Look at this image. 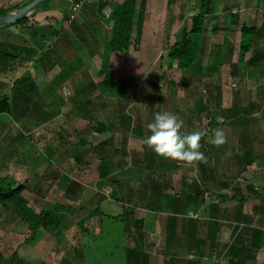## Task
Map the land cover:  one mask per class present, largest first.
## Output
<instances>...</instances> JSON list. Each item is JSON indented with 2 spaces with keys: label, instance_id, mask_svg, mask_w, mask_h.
I'll return each instance as SVG.
<instances>
[{
  "label": "rangeland",
  "instance_id": "1",
  "mask_svg": "<svg viewBox=\"0 0 264 264\" xmlns=\"http://www.w3.org/2000/svg\"><path fill=\"white\" fill-rule=\"evenodd\" d=\"M104 1L110 5L120 0H87L76 18L68 21V28L73 30V39L68 43L69 57L72 53L73 59L67 62L68 68L72 64L73 73H62L64 66L59 64L54 77L56 85L41 87L37 95L47 103L40 107V112L46 111L51 117L39 124L33 118L14 122L9 117L5 118L7 125L0 123V176L13 184H25L23 195L38 212L55 205L78 208L73 212L60 211L63 215L60 229L52 232L40 229L31 235L12 207H0V251L6 264H127L125 247L134 246L139 233L129 219L130 228L125 234L126 220L114 217L129 209H133V219H145L141 243L150 254L149 264H167L168 231L161 224L166 222V213H160L162 219H157L140 199L144 190H151L153 180L172 186L167 190L171 194L184 181H198L206 191L205 205L217 203L219 195L230 196L235 191L239 196H248L249 186L256 187L257 192L264 189V73L259 78L261 75L254 68L236 63L243 23L258 25L260 32L255 43L264 50V0H213L215 10L208 16L201 63L213 68L216 62L219 69L198 77L188 86L181 70L167 67V53L180 30H190L200 0H149L141 43H133L124 53L111 57L114 80L126 79V90L119 98L106 95L100 99L98 90L81 86L99 79L104 42L110 37V23L106 19L111 7L107 4L97 11L94 4ZM228 8L237 13L238 23L226 31L224 18ZM217 97L221 98L220 103ZM87 99L92 102L89 107L84 104ZM253 102L261 105V110L252 112L250 122L239 125L229 119L223 123L224 109ZM202 104L204 108L200 109ZM115 111L130 116L129 128L114 118ZM162 111L175 114L183 122V131L205 133L200 141L204 160L187 163L155 153L153 169L148 167L147 158L154 151L144 143L150 135L147 125ZM213 116L218 124L210 130ZM96 122L106 123L108 130L95 131ZM216 130L223 131L226 137L219 146L210 142ZM247 134L251 135L248 143L242 140ZM104 141L107 144L102 152L110 155L112 177L120 186L113 187L109 181L99 179L101 152L94 147ZM248 149L252 150L254 161L243 168V153ZM225 182L231 186H224ZM114 189L118 191L117 200L111 197ZM259 201L252 197L242 206L245 212L254 215L250 222L233 219L238 202H227L225 207L231 212L220 221L218 246L214 249L206 240L200 250L188 254L190 244L181 230L171 263L237 264L238 253L231 258L224 255L223 245L233 243L239 236L248 242L251 238L247 235L252 236L253 230L262 228L254 208ZM96 205L101 206L105 215L87 221L85 227L89 232L83 235L77 222L87 209ZM203 212L208 213L202 208L188 210L178 217H202L201 221L206 222ZM205 225L196 235H204ZM82 242L87 243L85 260L77 261L74 247ZM259 252L255 259H246L245 264H260L264 252Z\"/></svg>",
  "mask_w": 264,
  "mask_h": 264
},
{
  "label": "trees",
  "instance_id": "2",
  "mask_svg": "<svg viewBox=\"0 0 264 264\" xmlns=\"http://www.w3.org/2000/svg\"><path fill=\"white\" fill-rule=\"evenodd\" d=\"M27 2L17 3L9 8L0 7V15L8 13L11 9L19 10ZM148 2L149 0H122V2H115L110 5L107 3V1H104L102 3L97 2V5L96 3L94 4V6H98L97 11H101L102 7H105L107 4L111 7L110 14L106 19L107 23H110V37L104 42L101 66L98 71L99 79L95 81V83L89 81V83H86L81 87H91V89L98 90L99 93L97 96H99L100 99H104L106 95H111L112 97L119 98L121 94L125 92L126 88L124 86L128 81L126 79H122L118 82L114 80V73L110 67L111 57L115 53H124V51L128 50L133 43L135 45H139L141 43L143 24L147 16ZM48 4L49 0L43 2L41 5L37 6L32 10L33 13L40 9H46L48 7ZM213 4V0H200L198 10L192 17L190 30L182 28L177 37V40L168 49L167 67L169 69L176 67L177 69L181 70L185 79L184 82L186 86L193 83V81L198 77L203 78L204 76L212 74L214 70L219 69V64H217L216 62L214 63L215 66H213V68L210 67V65L203 66L201 63V55L204 51V36L206 31V25L208 22V16L213 14L215 10ZM228 7L230 8V6ZM229 8L224 18V28L226 31L230 29L232 24L238 23L237 13H234L232 9ZM27 20L28 17L24 16L12 26L16 27L24 25L27 23ZM257 26L258 25L255 24H241L239 51L236 63L243 64V66L245 67L254 68L259 72V74L261 75L259 76V78H261L263 77L262 74L264 73V50L256 46L255 43L260 32V29ZM134 32L135 36L133 38ZM56 43H58V40L56 41ZM248 54H250V56L247 59ZM16 88L17 91L19 88L23 87ZM28 88H32L31 90L33 95H38L39 90H37L36 87ZM28 94V96L30 97L31 92ZM217 101L218 103H220L221 98L217 97ZM31 102L33 104L35 101ZM91 103V100L87 99L84 104L86 107H89ZM35 105L36 104L34 103L31 108L28 107V116L38 114ZM203 108L204 106L202 104V107L200 109ZM82 109L83 108H81V110ZM20 110L22 109H18L15 103L11 104L8 101L7 97H0V114L7 113L12 118L17 119V114H21ZM256 110H261V105H259L257 102H253L246 105L234 104L233 106H230L229 108L223 110V123H226L227 120L232 119L234 124L244 125L250 122L251 114L253 111ZM50 117L51 115L49 113L47 114V112L44 111L43 114L40 112L38 120L45 121L48 120ZM114 118H119L120 121L124 123L125 127H130L131 118L129 115H123L122 113L118 114V112L115 111ZM110 124L114 125L113 122H111ZM217 124L218 122L216 121V117H211L209 121L210 130H214ZM93 129L97 132H103L108 130V126L104 122H96L93 126ZM249 136L251 135L247 134L243 137L242 140L248 143ZM106 144L107 141H104L94 147V150L101 152L99 157L100 161L97 166L98 176L101 181H109V183H111L113 187L120 186V182H118L115 177H112V175H114V168L113 162L109 157L110 155L102 152V150L104 151V147ZM154 154L155 152H150L147 158L148 167L150 169H153L152 166L155 160L154 158H156ZM243 155L244 157L242 158V163L243 168H245L250 162L254 161V157L252 155L251 149L245 150ZM223 185L231 186L229 182H225L223 183ZM170 187L172 188V186L168 185V183H166L165 181L159 182L153 180L151 190H144L140 198L142 199V201H144V206L150 211L154 212V214L156 215L155 217L157 219H162L160 213H166V222L164 223L162 221L161 224L164 225L165 229L168 231L166 232L167 246H165V256H167V264H172L171 262H174L173 260L175 258V252L173 249L179 245V237L181 230L182 233L184 232L183 236L187 237V243L190 244L189 249L187 251L188 254H193V252L200 250L201 246L205 244L206 240L209 241L210 247L212 249L218 246V243L216 242H218L219 240L218 232L221 228L220 218H227L231 212L228 211L225 207L227 202L233 200H237L238 202V205L235 207V216L233 217V219H237L238 221L242 222H250L252 219L251 216H248L244 213L242 207L243 204L248 200V197L244 195L239 196L236 191L230 196L224 194L219 195L217 203L205 205L206 191L202 189L201 183H199L198 181H194L192 183H187V181H184L181 184L180 189L176 190L174 194H171L167 191L168 188L170 189ZM205 187H207V185H205ZM249 188L253 192L255 191V195L260 199V204H257L254 208L255 214L260 217V226H262L263 229L256 228L253 231L259 233V235H262L264 234V189L262 192H257L256 187L249 186ZM26 189L27 186L25 184H13L10 183L5 177L0 176V207L3 209L7 207H12V212L20 220L27 224L28 229L32 233L31 235H35L40 229H44L51 232L60 229L61 220L63 217L60 211L68 209L73 212L78 209L76 207L71 206L55 205L51 206V208L41 209L38 212L33 207L29 206L27 199L24 197L23 192ZM117 195L118 191L114 189L111 193V197H114L115 200H117ZM119 200H121V198H119ZM202 208L208 211L207 218H205L207 220L206 222L201 221V219H199L198 217V219H194V217H178V214L181 213L186 215L188 210L199 211ZM132 214L133 209H129L128 211L123 212L122 214H119L114 217H122L123 220H126L125 234L130 228V225H133L139 233V236L135 239L134 246L125 247L126 263L149 264L151 259L150 254L143 248L141 243V235L143 230L146 228L145 219H133L131 217ZM104 215L105 214L101 210L100 205H96L92 209H87V213L77 222V228L82 232L83 235H87L89 229L85 227V223L95 216H99L100 218H102ZM129 219H131L132 221L130 225ZM204 223H206V229H204L203 231L204 235H196L198 233V229L200 231ZM137 238H139L140 240H138ZM243 242L244 240L241 236H239L233 243L223 245L224 255H231V258L234 254L238 253L236 254V256L239 255L238 260L236 261L238 262L237 264H245L246 259H255L257 253V251L255 250L256 248L253 249L252 247L245 245ZM79 244L80 245H76L74 247V256L76 257L77 261H81L83 259L85 260L86 256L85 249L87 243L82 242V244ZM14 254L17 257L16 251L14 252ZM177 263H179V261ZM0 264H6L4 255L1 251ZM228 264H230V261Z\"/></svg>",
  "mask_w": 264,
  "mask_h": 264
},
{
  "label": "crops",
  "instance_id": "3",
  "mask_svg": "<svg viewBox=\"0 0 264 264\" xmlns=\"http://www.w3.org/2000/svg\"><path fill=\"white\" fill-rule=\"evenodd\" d=\"M27 1L29 0H0V7L9 8L17 3ZM72 1L49 0L46 9H40L34 13L31 11L27 14L26 24L0 28V96L7 97L11 104L15 103L18 109H22L20 110L21 114H17V119L12 118L7 113L0 114V123L7 125L6 117L13 119L14 122L33 118L35 119L32 120L33 122L41 123L37 115L28 116L27 109L35 103V108L40 114V107L47 103L37 95L34 97L32 88L28 87H36L37 90L41 91V87L56 85L54 77L57 74L56 70L59 64L64 66L62 73L68 74V71L69 74L73 73L72 64L68 68L67 62L68 59H70L69 61L73 59L72 53L69 57L71 47L68 46V43L73 39V30L68 28L70 23L67 20ZM118 2H122V0ZM57 40L58 43H56ZM62 73L61 75H63ZM16 87L23 88L16 91ZM30 92L29 97L28 93ZM31 101L36 102L32 104ZM20 136L22 135L20 134ZM248 190L250 192L247 196L248 200L252 197L259 199L255 195V191L253 192L249 187ZM244 213L253 219L254 215H251L250 212L247 213L244 210ZM201 214L207 216V214L204 215V212ZM258 218L260 219L259 216ZM224 219L226 218H220V221ZM247 236V238H251L248 239V242L246 238L244 239L248 246L253 249L256 248V251L264 252V234L259 235L253 231L252 236ZM259 263L264 264V256Z\"/></svg>",
  "mask_w": 264,
  "mask_h": 264
},
{
  "label": "clouds",
  "instance_id": "4",
  "mask_svg": "<svg viewBox=\"0 0 264 264\" xmlns=\"http://www.w3.org/2000/svg\"><path fill=\"white\" fill-rule=\"evenodd\" d=\"M183 122L173 113L162 111L154 115L147 129L150 135L144 143L157 155L177 159L187 163L202 161L204 154L200 151L201 138L205 133L201 131L185 132ZM226 137L223 131L216 130L210 140L213 145H222Z\"/></svg>",
  "mask_w": 264,
  "mask_h": 264
},
{
  "label": "water",
  "instance_id": "5",
  "mask_svg": "<svg viewBox=\"0 0 264 264\" xmlns=\"http://www.w3.org/2000/svg\"><path fill=\"white\" fill-rule=\"evenodd\" d=\"M47 0H30L27 2L22 8L17 10L16 12H8L6 14L0 15V28L12 26L18 20L27 16L29 12H31L34 8L41 5L43 2Z\"/></svg>",
  "mask_w": 264,
  "mask_h": 264
},
{
  "label": "built area",
  "instance_id": "6",
  "mask_svg": "<svg viewBox=\"0 0 264 264\" xmlns=\"http://www.w3.org/2000/svg\"><path fill=\"white\" fill-rule=\"evenodd\" d=\"M87 0H73L68 11V21H72L76 18L77 14L81 11L84 3Z\"/></svg>",
  "mask_w": 264,
  "mask_h": 264
}]
</instances>
